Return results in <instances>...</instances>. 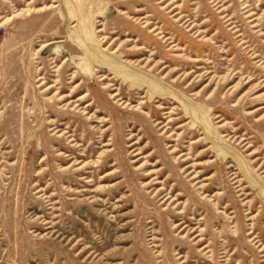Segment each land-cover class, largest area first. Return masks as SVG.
<instances>
[{"label": "rangeland", "instance_id": "obj_1", "mask_svg": "<svg viewBox=\"0 0 264 264\" xmlns=\"http://www.w3.org/2000/svg\"><path fill=\"white\" fill-rule=\"evenodd\" d=\"M53 1L0 0V264H264V0ZM74 72L100 114L45 100Z\"/></svg>", "mask_w": 264, "mask_h": 264}, {"label": "bare ground", "instance_id": "obj_2", "mask_svg": "<svg viewBox=\"0 0 264 264\" xmlns=\"http://www.w3.org/2000/svg\"><path fill=\"white\" fill-rule=\"evenodd\" d=\"M40 0H31V1H28L27 2V0H25V18L26 19H30V18H32L33 16H34V14L35 15H38V14H40V13H43V12H45V11H50V10H52V9H56V8H58V6H56V1H53V4L52 5H47V6H44V7H41V8H37L36 6L38 5V2H39ZM79 2L82 4L81 6H83L82 8H81V10L80 11H76V12H74V13H76V15H74V13L73 12H71V15H70V18L73 20L75 17L77 18L78 17V19H79V21L77 22V21H74L73 23L75 24H77V26L78 25H81L82 24V21H85V23H88V20H90L88 17H89V12H90V10H91V5H90V0H87V2H83L82 0H79ZM118 11V10H117ZM62 11H61V9H60V13H61ZM78 12V13H77ZM79 13H80V15H79ZM127 13H125V12H121L120 13V15H126ZM127 16V18H129V19H133V17H130V16H128V14L126 15ZM83 17H86L85 19L83 18ZM94 17V16H93ZM143 18V17H142ZM9 20H11V18H9ZM138 21V19H134V21ZM140 20V19H139ZM141 23H142V21H141ZM75 24V25H76ZM74 25V26H75ZM74 26H72V27H74ZM85 27H84V35H85V37H89L90 36V34H91V32L93 31V25H88V24H85L84 25ZM99 27H101L102 26V24H100V25H98ZM190 26V25H189ZM106 25L104 26V28H100V29H98L97 30V32H96V34H97V39L99 40V42L102 44V45H105V44H107L108 46L107 47H105V48H103L102 47V51H104V52H107V51H109L111 48H112V46L114 45L115 46V44H116V42L119 40L118 38H114V39H112L111 41H110V39H108L107 38V36L106 35H103L104 33H106ZM142 28H146V23L144 22V25H143V27ZM150 28V27H149ZM127 29V28H126ZM95 31H96V28L94 29ZM128 30V29H127ZM128 32V31H127ZM132 32V31H131ZM111 34H118V30L117 31H114L113 33H111ZM127 35L129 34V33H126ZM128 37V36H127ZM129 42H131V39L129 38V39H125V40H120L119 42H118V47H122V46H124V45H126L127 43H129ZM135 42H137V41H135ZM48 45L47 44H43V45H41V49H44V48H46ZM84 46H86V44H84ZM88 48V47H87ZM137 48V47H136ZM90 51H92V53L94 52V50L90 47V48H88ZM119 48H116V49H114V51L112 52V54L115 56V57H119V58H121L123 55L124 56H131V55H136V53H137V51H135V52H133L132 50V48H129V49H127L130 53H124V52H122L121 51V49H119ZM137 50H139V48H137ZM143 53V52H142ZM139 55V54H138ZM144 55V54H143ZM134 57V56H133ZM143 57V56H142ZM127 58V57H126ZM64 62H66V59L64 60ZM161 62V61H160ZM122 63H124V65H126L127 66V64L128 65H130V66H132V67H140V69H144L145 68V65H147L146 63H148V61H147V59H144V58H140V59H136V60H133V61H124V62H122ZM127 63V64H126ZM167 63V62H166ZM165 63V64H166ZM155 66H156V63L152 66V68L151 69H153V68H155ZM161 67V66H160ZM164 68H166V67H164ZM168 70V69H167ZM166 70V71H167ZM76 72H74L73 74H72V76H71V79H72V81L70 82V83H68L69 84V89H68V91H66V93H63L64 91H65V89L64 88H56V85H51V86H47L46 85V83H44V82H41V84H40V86L42 85V86H44V90H43V93H48L46 96H45V100L48 102V103H50V104H52V105H56V104H61V106H60V109L61 110H63V111H65V110H70V111H77L78 110V108L80 107V106H82V105H84L85 104V107L83 108V110H82V114L85 116V115H88V113H85L87 110H92V109H94V108H96V111H95V113L96 114H100L101 112L98 110V106L97 105H95V102H92L91 103V101H88V94L87 93H84V94H82L81 96H78V93L80 92V90H79V84H76ZM128 79H130L131 77H130V75H127L126 76ZM133 78V77H132ZM98 79H99V82H101V86H102V88L104 89V90H110V88H111V90L109 91V92H111V93H109V99L110 100H112V101H114L113 103H117L118 105H120V106H122V108H125V107H128V108H133V107H131V104L130 103H128L127 101L125 102L124 100H123V94L122 95H120L121 93H120V90H118V89H114L113 88V86L112 85H109V84H106L105 83V81L107 80V77L104 75V74H102V75H100V76H98ZM41 79H39V81H40ZM138 88H140V87H138ZM114 91V93H112ZM52 93V95L51 96H49L50 94ZM63 93V94H62ZM121 96L123 97V98H121ZM77 103H80V104H77ZM140 104H143V103H140ZM134 109H135V111H137V110H139L138 109V107H134ZM163 109V107H159V110H162ZM92 116V115H91ZM93 117V116H92ZM159 119V118H158ZM88 120H90V117H88ZM257 121V120H256ZM259 121V120H258ZM51 122V121H50ZM53 122V121H52ZM107 122V119L106 118H100V120L98 121V123H106ZM171 122V121H170ZM162 123H159V122H156V126H159V125H161ZM168 125V124H167ZM167 125H162V128H161V130H163L164 128H166V126ZM104 134V133H103ZM132 134V136L134 137L135 135H133V133H131ZM63 135V134H62ZM62 135H59V136H62ZM222 137H227V136H222ZM201 142V141H200ZM200 142H196V143H193V145H198V144H200ZM135 144H137V142L135 143ZM104 146H106V145H104ZM214 147H209V149H213ZM177 149V148H176ZM175 148L171 151V153H173V152H175L176 153V150ZM155 154H152V155H150L149 157H153ZM184 157V155L183 154H180L179 156H178V158H177V160H179V163H183L184 161H181V159ZM179 163H176L177 165H179ZM142 166V165H141ZM190 168H194L193 167V165H190V166H187L186 168H184V169H181L180 170V173L181 174H185L186 172H187V170L188 169H190ZM149 174V173H148ZM232 176H234V175H236L235 173H233V174H231ZM238 175V174H237ZM187 177H190V182H192V188H196V190H198V193H199V195L200 196H202L201 197V199H205V197H206V194H205V191H207L208 189L203 185V184H201V181H199L198 179H199V177H197L196 175H192V173H187V175H186ZM238 178V176H234L233 178H232V180H235V179H237ZM170 181V178H168L167 180H166V182H169ZM150 183V182H149ZM149 183H147V185L149 184ZM156 184V183H155ZM175 188H177V185H174V190H175ZM163 190L162 189H159L156 193H155V195H156V197H158L160 194H161V192H162ZM183 195H185V194H180V193H178L177 195H176V197L175 198H172V197H170V193H168L166 196H164L163 198H162V200L163 199H165V202L166 201H168V200H172L173 202H178L179 201V198H182V196ZM179 214H182V213H179ZM174 227H176L175 225H174ZM191 232H192V229L190 230ZM189 233V232H188ZM185 237V236H184Z\"/></svg>", "mask_w": 264, "mask_h": 264}]
</instances>
